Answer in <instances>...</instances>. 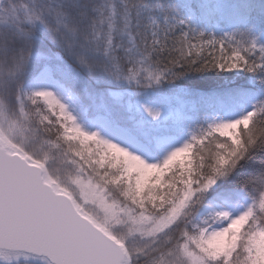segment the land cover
Returning <instances> with one entry per match:
<instances>
[{
    "label": "snow or ice",
    "instance_id": "snow-or-ice-1",
    "mask_svg": "<svg viewBox=\"0 0 264 264\" xmlns=\"http://www.w3.org/2000/svg\"><path fill=\"white\" fill-rule=\"evenodd\" d=\"M0 264H264V0H0Z\"/></svg>",
    "mask_w": 264,
    "mask_h": 264
}]
</instances>
